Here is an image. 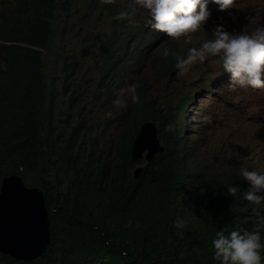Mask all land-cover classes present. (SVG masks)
<instances>
[{"label": "clouds", "instance_id": "1", "mask_svg": "<svg viewBox=\"0 0 264 264\" xmlns=\"http://www.w3.org/2000/svg\"><path fill=\"white\" fill-rule=\"evenodd\" d=\"M80 1L83 12H68L56 3L57 9L46 18L51 25L44 27L54 30L47 47L0 25V58L16 46L43 54L48 82L55 78L58 90L77 93L69 121L61 115L64 133L81 151L94 143L99 180H115L131 204L141 206L146 197L155 196L175 211L183 223L175 222L176 230H161L166 240L183 242L197 223L213 261L264 264V171L247 163L244 167V162L236 165L231 154L232 171L221 178L212 169L197 170L192 160L196 140L207 141V113L215 100L226 116L243 112L247 123L258 118L264 103V26L256 24L251 32L243 29L242 20L229 12L238 0ZM6 8L13 9L9 3ZM78 23L85 33L71 35L68 26ZM49 51L54 67L48 70ZM96 70L97 80L91 77ZM112 106L123 109L115 127L110 121ZM88 114L97 123L84 125ZM102 127L106 130L100 131ZM214 128L220 130V141L235 139L224 122ZM133 147L140 149L139 158H132ZM124 151L130 152V163ZM234 171L241 188L217 184L216 179ZM121 200L122 211L138 220ZM139 222L147 239L154 240L155 230Z\"/></svg>", "mask_w": 264, "mask_h": 264}, {"label": "trees", "instance_id": "2", "mask_svg": "<svg viewBox=\"0 0 264 264\" xmlns=\"http://www.w3.org/2000/svg\"><path fill=\"white\" fill-rule=\"evenodd\" d=\"M78 1L83 12L84 1ZM75 2L0 0V25L47 47V37L54 30L44 29L51 25L46 18L57 9L56 3L71 7ZM7 3L13 9L6 8ZM57 88L55 78L50 82L46 78L42 53L16 46L0 58V183L17 175L27 186L40 189L51 231L41 257L23 263L0 255V264H218L211 259L210 245L204 248L207 238L199 224L193 223L183 242L168 241L160 231L176 230L175 222H183L173 215L175 211L165 208V202L152 196L136 206L115 180H99L102 172L94 170L99 162L94 143L89 149H77L61 122V115L74 112L77 93ZM57 90L68 98L56 112L48 95ZM129 153L122 154L128 163ZM233 173L216 179L217 184L241 188L239 175ZM195 176L206 178L203 173ZM120 198L139 221L155 230L154 240L147 239L132 214L122 211Z\"/></svg>", "mask_w": 264, "mask_h": 264}, {"label": "rangeland", "instance_id": "3", "mask_svg": "<svg viewBox=\"0 0 264 264\" xmlns=\"http://www.w3.org/2000/svg\"><path fill=\"white\" fill-rule=\"evenodd\" d=\"M62 8L63 10L67 9L68 12H75L81 8V4L80 2H75L71 7L63 6ZM229 12L232 18H240L242 20L241 27L245 30L251 32L256 24L264 26V0H238L235 3V7ZM243 18L248 22L244 23ZM68 30L71 35L85 33L84 28L79 23L76 26L70 24ZM45 61L48 70L54 67L52 52H47ZM87 64H90V61H88ZM91 77L97 80L99 77L98 70L93 71ZM67 98V95L62 94L58 90L48 95V101L51 102L56 112L67 102ZM252 98H256V96L252 95ZM256 103L257 98L255 104ZM127 105H132L130 100ZM122 112L123 109L111 107L112 115L110 121H113L112 127H115L116 121L123 116ZM207 115L211 117L210 122L206 123L205 135L207 136V141L201 143L199 139L196 140L192 151V160L197 164L196 169H212L211 172L220 174L221 178L225 177L232 171L229 163L231 154H234L236 165L244 162V167L246 166L245 163L251 164L254 165V168H257L259 172H263L264 103H261V110L258 118L254 119L251 123H247L243 120V112L235 116H226L218 100L213 102V106ZM63 120L68 122L69 117L66 116ZM70 120L74 122L73 117H70ZM90 120L93 123H97L91 114H88L82 122L86 125ZM79 122L81 121L79 120ZM109 122L106 125H108ZM220 122H224L229 127L231 133L235 134V139L228 141L219 140L220 130L215 129L214 125ZM103 127L100 131L106 130ZM186 161H189V157H187ZM261 205L264 206V202H262Z\"/></svg>", "mask_w": 264, "mask_h": 264}, {"label": "water", "instance_id": "4", "mask_svg": "<svg viewBox=\"0 0 264 264\" xmlns=\"http://www.w3.org/2000/svg\"><path fill=\"white\" fill-rule=\"evenodd\" d=\"M139 152L133 147L132 158H139ZM49 241V217L42 192L25 187L15 175L4 178L0 186V254L30 262L42 255Z\"/></svg>", "mask_w": 264, "mask_h": 264}, {"label": "bare ground", "instance_id": "5", "mask_svg": "<svg viewBox=\"0 0 264 264\" xmlns=\"http://www.w3.org/2000/svg\"><path fill=\"white\" fill-rule=\"evenodd\" d=\"M199 134V133H198ZM194 135V134H193ZM190 178V177H189ZM189 193H190V190H189ZM187 194H188V192H187Z\"/></svg>", "mask_w": 264, "mask_h": 264}]
</instances>
